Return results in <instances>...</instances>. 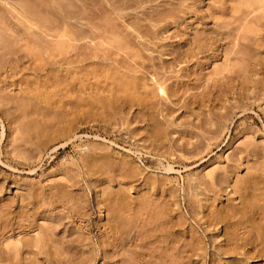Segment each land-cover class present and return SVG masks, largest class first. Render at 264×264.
Returning <instances> with one entry per match:
<instances>
[{
    "label": "rangeland",
    "instance_id": "374dc122",
    "mask_svg": "<svg viewBox=\"0 0 264 264\" xmlns=\"http://www.w3.org/2000/svg\"><path fill=\"white\" fill-rule=\"evenodd\" d=\"M263 2L0 0V264H264Z\"/></svg>",
    "mask_w": 264,
    "mask_h": 264
},
{
    "label": "bare ground",
    "instance_id": "6f19581e",
    "mask_svg": "<svg viewBox=\"0 0 264 264\" xmlns=\"http://www.w3.org/2000/svg\"><path fill=\"white\" fill-rule=\"evenodd\" d=\"M256 1H257V0H256ZM109 3H110V2H109ZM115 3H116V2H115ZM262 4H264V2H263ZM114 5H115V4H114ZM247 5H248V4H247ZM116 6H117V5H116ZM121 6H122V5H121ZM244 6H246V5H244ZM258 6H259V5H258V3H257V7H258ZM254 8H255V7H254ZM259 9H260V8H258V10H259ZM261 9H262V8H261ZM179 10H180V9H179ZM181 10H182V9H181ZM101 12H103V11H101ZM148 29H149V28H148ZM148 29H147V30H148ZM254 29H255V28H254ZM262 29H263V28H262ZM252 30H253V29H252ZM258 30H259V29H258ZM258 30H257V31H258ZM148 31H149V30H148ZM225 32H226V31H225ZM246 32H247V31H246ZM248 32H250V31H248ZM248 32H247V33H248ZM253 32H254V31H253ZM149 33H150V32H149ZM254 33H256V32H254ZM260 33H261V32H260ZM218 34H219V33H218ZM259 36H260V35H259ZM213 38H214V37H213ZM251 39H252V38H251ZM254 39H255V38H254ZM252 40H253V39H252ZM261 40H262V39H261ZM258 41H259V40H258ZM210 42H211V41H210ZM255 42H256V41H255ZM259 42H260V41H259ZM142 44H143V43H142ZM205 44H206V43H205ZM256 44H257V43H256ZM209 46H210V45H209ZM261 46H262V45H261ZM261 46H260V47H261ZM260 47H259V48H260ZM210 48H211V47H210ZM253 48H254V47H253ZM149 62H150V61H149ZM190 73H191V72H190ZM188 77H189V76H188ZM160 78H161V77H160ZM227 80H228V79H227ZM217 81H218V80H217ZM215 84H216V83H215ZM217 84H219V83H217ZM212 86H213V85H212ZM210 87H211V86H210ZM211 88H212V87H211ZM158 89H159V88H158ZM205 89H206V88H205ZM215 89H216V88H215ZM160 90H161V89H160ZM206 90H207V89H206ZM158 91H159V90H158ZM204 92H205V91H204ZM215 92H216V91H215ZM215 92H214V93H215ZM203 94H204V93H203ZM216 95H217V94H216ZM207 96H209V95H207ZM218 100H219V99H218ZM206 101H207V100H206ZM251 184H252V183H251ZM246 185H247V184H246ZM236 188H237V187H236ZM216 189H217V188H216ZM217 191H218V190H217ZM220 191H221V190H220ZM241 194H242V193H241ZM245 196H246V195H245ZM246 197H247V196H246ZM248 198H249V197H248ZM248 198H247V199H248ZM226 199H227V198H226ZM228 200H229V199H228ZM253 200H254V199H253ZM254 201H256V200H254ZM247 202H248V201H247ZM250 202H251V201H250ZM252 203H253V202H252ZM255 203H256V202H255ZM241 204H242V203H241ZM249 205H250V204H249ZM255 205H256V204H255ZM190 206H191V205H190ZM246 207H247V206H246ZM251 207H252V205L250 206V208H251ZM253 207H255V206L253 205ZM258 207H259V206H258ZM230 208H231V206H230ZM243 209H244V208H243ZM245 209H246V208H245ZM247 209H248V208H247ZM258 209H259V208H258ZM234 210H235V209H234ZM249 210H251V212H252V210H253L252 213H254L255 208H254V209H249ZM256 210H257V208H256ZM224 211H225V210H224ZM231 211H232V210H231ZM257 211H258V210H257ZM244 212H245V210H244ZM244 212L242 211V213H244ZM248 212H249V211H248ZM255 212H256V211H255ZM262 212H263V211H262ZM223 213H224V212H223ZM235 213H236V212H235ZM260 213H261V211H260ZM213 214H214V213H213ZM225 214H226V213H225ZM236 214H237V213H236ZM247 214H248V213H247ZM256 214H259V213L256 212ZM261 214H263L262 217H264V212L261 213ZM226 215H227V214H226ZM231 215H232V213H231ZM231 215H230V216H231ZM212 216H213V215H212ZM216 216H217V215H216ZM218 216H219V215H218ZM227 216H228V215H227ZM230 216H229V218L233 217V216H231V217H230ZM236 217H237V216H236ZM248 217H251V216L249 215ZM255 217H256V216H255ZM255 217L253 216L254 219H255ZM258 217H260V215H258L257 218H258ZM215 218H216V217H215ZM229 218H228V219H229ZM251 219H252V217H251ZM254 219H252V220H254ZM258 219H259V218H258ZM260 219H261V218H260ZM200 220H201V219H200ZM223 220H224V219H223ZM223 220H222V221H223ZM239 220H241V219H239ZM261 220L264 221V218L261 219ZM261 220H260V221H261ZM236 221H237V220H236ZM209 222H210V221H209ZM228 222H229V221H228ZM231 222H232V219H231ZM263 223H264V222H263ZM214 224H215V223H214ZM230 224H232V223H230ZM233 224H234V223H233ZM237 224H239V223H237ZM255 224H256V223H255ZM206 225H207V224H206ZM227 225H228V224H227ZM253 225H254V224H253ZM259 225H260V224H259ZM191 227H192V226H191ZM255 227H256V226H255ZM257 227H258V223H257ZM257 227H256V228H257ZM260 227H262V225H261ZM260 227H259V228H260ZM234 229H235V228H234ZM262 229H264V228H262ZM246 230H247V232L249 231L248 229H246ZM250 230H251V229H250ZM259 230H260V229H259ZM236 231H237V230H236ZM241 231H242V230H241ZM255 231H256V230H255ZM225 232H226V231H225ZM250 232H251V231H250ZM262 232H263V231H262ZM259 233H260V231H259ZM234 234H235V233H234ZM262 236H263V235H262ZM228 237H229V236H228ZM256 237H257V236H256ZM241 239H242V237H241ZM256 239H257V238H256ZM263 239H264V238H263ZM242 240H244V239H242ZM186 241H187V240H186ZM238 241H239V239H238ZM262 241H263V240H262ZM244 242H245V241H244ZM233 243H234V242H233ZM189 244H190V243H189ZM234 244H235V243H234ZM195 246H196V245H195ZM195 246H194V247H195ZM237 246H238V245H237ZM237 246H236V247H237ZM188 247H189V246H188ZM68 248H69V247H68ZM189 248H190V247H189ZM198 249H199V248H198ZM227 249H228V248H227ZM248 249H249V248H248ZM69 250H70V249H69ZM246 250H247V249H246ZM219 251H220V250H219ZM231 252H232V251H231ZM193 253H194V252H193ZM197 254H198V253H197ZM106 255H107V254H106ZM188 255H189V254H188ZM109 256H110V255H109ZM235 258H236V257H235ZM245 259H246V258H245ZM233 261H234V260H233Z\"/></svg>",
    "mask_w": 264,
    "mask_h": 264
}]
</instances>
